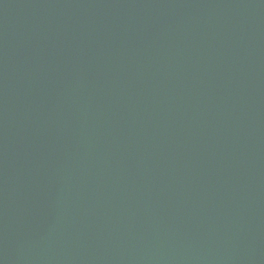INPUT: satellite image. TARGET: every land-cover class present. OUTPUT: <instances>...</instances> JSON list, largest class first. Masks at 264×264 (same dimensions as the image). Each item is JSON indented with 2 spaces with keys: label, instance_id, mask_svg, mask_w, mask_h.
I'll return each mask as SVG.
<instances>
[{
  "label": "water",
  "instance_id": "95a60500",
  "mask_svg": "<svg viewBox=\"0 0 264 264\" xmlns=\"http://www.w3.org/2000/svg\"><path fill=\"white\" fill-rule=\"evenodd\" d=\"M0 264H264V0H0Z\"/></svg>",
  "mask_w": 264,
  "mask_h": 264
}]
</instances>
